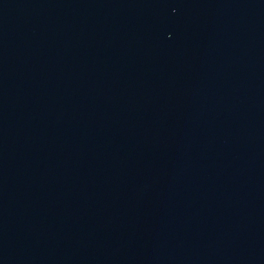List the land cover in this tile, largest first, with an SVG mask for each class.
Segmentation results:
<instances>
[{"label":"water","instance_id":"water-1","mask_svg":"<svg viewBox=\"0 0 264 264\" xmlns=\"http://www.w3.org/2000/svg\"><path fill=\"white\" fill-rule=\"evenodd\" d=\"M0 264H264V0H0Z\"/></svg>","mask_w":264,"mask_h":264}]
</instances>
